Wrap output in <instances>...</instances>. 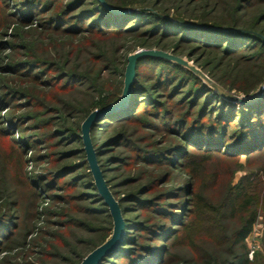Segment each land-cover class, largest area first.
I'll return each mask as SVG.
<instances>
[{"label":"trees","instance_id":"trees-1","mask_svg":"<svg viewBox=\"0 0 264 264\" xmlns=\"http://www.w3.org/2000/svg\"><path fill=\"white\" fill-rule=\"evenodd\" d=\"M59 1H18L24 8L20 9L18 7V11H14L11 15L18 23L14 36L18 38L20 37L19 33L22 32L34 41L24 45H13L14 48L25 49L28 57L14 62L13 67H10L8 72L20 74L22 70H41L34 75V78L39 81L40 76L46 75L47 71L56 70L58 75L54 77L53 81H44L45 85L41 84L47 90L46 92L43 91L41 97L44 100L39 106H43L45 108L44 112L48 114L54 112L56 114L54 117L62 121L59 125L61 128L52 132V136H60L61 142L72 137L81 139V125L76 124L77 127L67 125V116L70 112H81L84 114V118L93 108L103 109L120 97L122 87L112 94H105L104 88L106 87L103 83H100L103 80V69L109 70L111 66L116 67L113 61L116 59H112L114 57L107 55L104 45L92 44L94 37L98 35L106 40L112 36H123L125 34H134L143 38H152L159 35L156 46L164 49L169 46H167L168 43L161 46L162 42L176 38L172 39L176 42L172 46L173 51L178 53L181 45H191L188 52L190 57H193L198 50H203L206 53L219 52L221 56L217 63H213V59L209 58L203 60L202 57H198L197 61L201 62L202 68L218 83L246 95L255 92L264 81V69L259 70V74L254 70H252L253 72L250 71L248 75L251 77L246 80L238 77L237 79L241 81L238 84H229L225 81L227 80L225 74H227V69L230 66L229 63L224 64L227 58H235L236 63H239L235 67V72L240 73L242 61L246 63L256 62V60H261L264 57V39L262 37L264 33L255 29L264 22V10L259 13L257 19H254L249 28L241 26L242 20L238 16V13L245 6L243 5L244 2L250 3L252 0H236L237 4L233 8L228 5L231 8V20L227 22L215 20V16L211 14L217 6L220 7V4H212L203 0H200L202 3L198 15L194 14L192 16L180 13L184 7L179 5V0H174L176 2V15L174 17L176 21L171 20L167 14L152 13L145 9L127 14H116L108 10L100 0H68L63 8H56ZM106 1L120 8H125L131 4L128 0ZM192 1H190V4ZM210 8L212 11H210ZM149 21H152L148 23L150 25L142 28V25ZM63 36L73 39L74 44L81 43V53L86 52L88 46L96 48L97 53L90 56L89 61L91 60L93 63L100 65V68L98 65L93 66L88 73L79 70L77 67L75 70L69 68L68 66L71 64V57L69 58V56L72 54L69 48L64 50L66 52L65 59L62 56L58 57L59 60L37 57L35 50L38 48L35 46L38 41L41 45L43 44L42 46L46 50L59 49L62 46L65 47L61 41L64 38ZM89 53L91 55L90 51ZM145 65L148 66L149 71L146 72L149 73L144 70L141 71L142 68L145 69ZM44 67L46 68L42 69ZM253 68L258 70L261 69V66L255 64ZM26 75L29 74L26 73ZM93 80H97L100 87L97 88V85L87 86L93 98L87 107L81 108L82 111L80 109L78 111L76 105L70 101H64L59 95L63 92L68 93L75 90L77 84L81 86L83 82H86L88 85ZM7 91L8 93H5L4 96L12 99L15 96V91L11 89ZM29 91L31 90L29 89ZM17 95L19 99L24 97L22 93ZM27 96H31V93L25 97ZM33 96L36 97V95ZM8 104V102L2 100L0 107H6ZM2 109L0 108V110ZM145 114L150 115V118H144ZM37 116H41V114H25L23 117H17L16 120L17 122L18 120L22 121L27 127V122L35 120ZM142 119L144 120L142 121ZM126 122L134 125L139 122L149 123L156 128L163 127L168 130L170 135L174 136V139L164 147L150 148L148 145H137L136 141L131 139L135 135L130 134L129 129L125 126L116 129L113 134L102 142L97 141V138H95L96 132L102 129L106 130V126L109 124ZM42 127L38 122L30 125L33 130ZM3 132L5 131L3 130ZM34 134L28 137V141H24V151L28 149L29 141L33 144L43 143L44 136ZM91 136L99 164L106 179V169L101 158L106 151L114 150L117 146L127 147L131 152L129 156H122L121 160L124 163H141L143 166L148 167L169 164L173 167V172L176 170L178 173L176 168H180L179 176L180 174L189 175H185L183 179L178 176L179 181L176 184L155 194V198H147L146 196H149L156 188L166 185L170 180L171 171H166L161 177L147 182L141 190L138 189L131 195H125V198L136 195L128 200L118 197L116 191L111 188L120 202L125 218L126 231L123 244L107 256L101 264H169L173 259H176L177 255L173 252L172 247L183 239L193 213L205 206L203 205L204 196H200V194L196 196L197 190L195 188V178L197 172L201 169V161L209 160L215 154L237 157V160H241L245 156L247 161L251 160L252 156L256 154H264V93L262 98L254 103L238 104L230 102L223 99L194 72L182 65L166 59L144 57L137 64V77L129 105L115 114L110 113L105 115L103 119L98 120L92 129ZM191 147L204 153L194 155L190 149ZM75 152H84V150L78 149ZM194 156L199 157L200 161L191 158ZM118 158L120 156H109L105 161V165H107L108 160L112 161ZM126 159H130V161L126 162ZM187 159H189L188 162ZM87 164V161L78 164L73 163V165L65 166L51 175H40L36 178L37 187L50 188V185H55L54 182L57 179L68 175L72 178L67 181L64 187L79 186L84 176L74 174L80 172L82 168H90ZM259 174L257 172L244 175L237 183L230 186L227 194V207H230L229 211L233 215L241 214L240 227L235 232V242L240 244L241 251L235 260H226L224 264L254 263L248 258L246 239L252 232L253 225L258 217V211L257 209L249 211L251 201H248L245 197L256 187L260 178ZM44 182L48 185H44ZM107 183L109 184L108 179ZM94 189L93 197H98V200L102 202L103 199L96 193L97 188L94 187ZM38 196L37 193L33 194L34 201ZM166 197L167 200L164 201L163 198ZM197 197L198 200L195 202ZM131 201L136 209L150 210L153 214L145 220L141 219V215H136L131 219L128 218L126 215L129 210L127 204ZM101 204L107 206L104 202ZM105 210L109 213L108 209L105 208ZM3 211L0 210V246L5 240L10 239L17 227L13 213L8 209ZM108 215L111 218L110 213ZM112 230L113 225L108 229L109 235ZM26 242H29V240H25ZM34 245L36 243H32V246ZM77 263L78 261L73 262V264ZM209 264H213V261H210Z\"/></svg>","mask_w":264,"mask_h":264},{"label":"rangeland","instance_id":"rangeland-1","mask_svg":"<svg viewBox=\"0 0 264 264\" xmlns=\"http://www.w3.org/2000/svg\"><path fill=\"white\" fill-rule=\"evenodd\" d=\"M18 1L19 0H0V106L2 105V100L11 104H8L6 107H0L1 109L3 108L0 110V210H10L14 215L13 218H15L14 220L17 226L10 239L7 241L5 240L0 246V264H73V262L76 261H78L77 264H79L88 253L110 237L112 233L109 235L108 229L112 227L113 219L108 215L110 213L108 206L101 204L104 200L101 202L98 200V197H93L95 192L94 187L96 186L93 175L88 173H91L90 168H82L80 172L74 174H82L84 176L79 186L64 187L67 181L72 178V176L68 175L64 178L57 179L56 182H54V188H52V185L47 189L46 187H37L36 178L38 176L51 175L57 170L63 169L65 166L73 165V163L78 164L85 162L86 153L85 151L79 153L75 152L78 149H83L82 138L77 139L72 137L61 142L60 136H52L53 131L61 128L59 125H61L62 121L54 117L56 115L54 112L48 114L44 112L45 108L43 106H39L44 100L41 96H43V93L47 90V88L42 87L45 85L43 82L53 81L54 77L58 75L56 70L47 71L46 75L40 76L39 81L34 78V75L41 70H22L20 74L8 72L10 67H13L12 65L14 62L28 57L26 56L27 52L25 49L14 48L13 45H24L34 41L22 32L19 33L20 37L16 38L14 36L15 28L18 27V23L15 22V18L11 15L14 11H18V7L20 9L24 8ZM66 1L68 0H60L56 8H63ZM128 1H130L131 4L125 8H121H130L131 11L127 13L145 9L152 13L167 14L171 20L176 21L174 18L176 15V2H174V0ZM190 1L191 0L178 1L179 5L184 7L180 13H185L187 16L199 13L202 1L193 0L191 4ZM203 1H208L212 4H220V7L217 6L216 10L211 12V14L215 16V20L226 22L231 20V8L237 4L236 0ZM263 1L252 0L250 3L244 2V8L238 13V16L241 17L242 20V27L249 28V26L253 24L254 19H257L259 13L264 10ZM228 5L231 6V8H229ZM210 11H212V9ZM150 22L152 21L144 23L142 28L150 25L148 24ZM255 29L256 31H263L264 33V22ZM257 34L259 33L257 32ZM263 36L264 35H262V37ZM63 37L61 41L64 43L65 47L62 46L59 49L51 48L46 50L43 48V44L41 45L38 41L35 46L38 48L35 50V54L38 55L37 57L59 60L58 57L62 56V58L65 59L66 52L64 50H68L69 48L72 51V54L69 56V58L71 57L69 68L75 70L77 67L79 70L88 73L91 67L98 65L91 60L89 61L91 58L90 56L97 53L98 50L96 48L88 46L86 52L81 53V43L74 44L75 41L73 39L65 36ZM158 37L159 35L152 38H143L141 36L137 37L134 34L112 36L107 40L103 39L100 35L94 37L92 44L104 45L107 55L114 57L112 59H116L113 60L116 67L111 66L109 70L103 69L102 71L103 80L100 83H103L106 87L104 88L105 94H112L121 89V87L123 90L128 54L142 48H158L175 53L172 46L176 42L172 39L176 38H171L170 40L162 42L161 46L165 45V43H168L167 46H169L164 49L156 46L159 39ZM115 48H117V50H115ZM179 49V52L175 53L176 55L193 63L208 77H210V75L202 68L201 62H198L197 58L202 57L203 60L209 58L213 59V63H217L221 56L219 52L206 53L203 50H198L193 57H190L188 52L191 49V45L183 44ZM225 63H229L230 65L227 69V74H225L227 77L225 81L229 84H238L241 82L237 79L238 77H242L245 80L249 79L251 76H249L248 73L252 70L259 74V70L264 69V57L261 60H256V62L251 61L246 63L242 61L239 70L241 71L240 73L235 72V67L239 64L236 63L235 58H227L224 61V64ZM255 64L261 66V69H254L253 66ZM99 66L100 65H98V67ZM45 68L46 67L42 69ZM144 68L145 69L142 68L141 71H149L148 66L145 65ZM26 73L29 75H26ZM201 79L212 88L214 92L218 93L214 87L209 85L203 78ZM211 79L214 80L213 78ZM214 81L224 90L234 95L244 97L247 100H252V102L249 103L257 102L263 95L262 94L254 101L264 81L260 87L250 95H246L236 89H228L216 80ZM83 84L81 86L77 84V88L73 91L59 94L64 101L67 100L76 105L78 111L79 109L82 111L81 108L87 107L92 101L93 97L89 93L88 87L93 85H97V88L100 87L97 80H93L88 85L86 82H83ZM8 89L15 91V96H13L12 99L4 96L5 93H8ZM29 89L31 91H29ZM18 93H22L24 97L20 99L17 98ZM29 93H31V96L25 97ZM121 94L122 91L120 96ZM33 95H36V97ZM3 97L4 99H2ZM131 97L132 93L125 105L113 111L112 114L126 108L130 103ZM119 99L120 97L114 103L118 102ZM29 101L31 102L30 104ZM96 109L100 108H93L91 112ZM31 113L35 115L41 114V116H37L35 120L27 122V127L22 121L20 122L18 120L17 122V117H23L25 114L29 115ZM83 115L84 114L81 112H70L67 116V125L73 127H77L75 126L76 124L82 125V122L88 116L83 118ZM52 117H54L53 120H51ZM144 118H150V115L145 114ZM143 120L144 119H142V121ZM37 122L43 127L37 130L31 129L30 125ZM148 124L140 122L138 124L135 123V125L127 122L109 124L111 126H106V130H98L95 138H97V141L102 142L113 134L116 129H121L122 126H125L129 129L127 130L130 134L135 135L131 139L135 140L137 145H148L150 148L164 147L174 139V136L170 135L167 129L163 127L156 128ZM3 130L5 132H3ZM34 133L44 136L43 143L33 144L29 141L28 149L24 151V141H28V137L30 135L32 136ZM138 139L144 141H139ZM128 149L129 148L124 146H117L114 150L110 149L106 151L101 158L106 169V177L109 180L108 186H111L110 190L112 188L116 191L118 197L125 198V195H131L138 189L141 190L147 182L154 178L161 177L166 171H171L172 174L169 178V182L162 187L156 188L149 196H146L147 198H155V194L176 184L179 181V177L183 179L185 175H188L180 174L179 176L180 168H176L178 173L176 170L173 172V167L169 164L166 166L148 167L143 166L141 163H124L121 158L131 154ZM190 149L194 155H202L204 153L200 150H196L194 147ZM111 155L115 157L120 156V158L112 161L108 160L106 162L107 165H105V161ZM191 158L200 161L199 157L194 156ZM237 159V157H226L215 154L211 159L203 160L204 162L201 161V169L197 172V177L195 178V188L197 190L196 196L199 194L200 196H204L205 200L203 201V205L205 206L203 209L196 210V212L193 213L190 225L185 231L186 234L183 236V239L172 247L173 252L177 255L176 259H173L169 264H209L210 261H213V264H224L226 260H235L237 258L241 250L239 247L240 244L235 242V232L240 227L239 219L241 214L239 215L238 213L235 216L229 211L230 207H227V194L229 193L230 186L237 183L242 176L257 172L260 173V178L257 181L256 187L245 197V199L251 201V204H249V211L255 209L258 211V217L253 225L251 234L246 239V243L248 258L254 261L252 264H264V154H256L252 156L249 161L246 160L245 156H243L241 160ZM126 160V162L130 161V159ZM188 161L189 159H187V162ZM43 184L48 185L46 182ZM34 193L39 195L36 201H34L33 198ZM96 193L100 196L98 190H96ZM135 196L136 195L129 196V198L126 197L127 199L125 198V200ZM163 199L166 201L167 197ZM197 200L198 197L195 199V202H197ZM127 206L129 210L126 215L130 219L134 218L136 215H141V219L145 220L153 214L150 210H145L143 208L136 209L132 201L129 202ZM105 208L108 209L109 213H107ZM107 235L109 236L107 237ZM25 240H29V242L25 243ZM32 243H36V245L32 246Z\"/></svg>","mask_w":264,"mask_h":264},{"label":"water","instance_id":"water-1","mask_svg":"<svg viewBox=\"0 0 264 264\" xmlns=\"http://www.w3.org/2000/svg\"><path fill=\"white\" fill-rule=\"evenodd\" d=\"M100 2L110 11L114 13H127L131 11L130 8L121 9L110 5L106 0H100ZM264 39V36H263ZM144 57H156L166 59L177 64H180L198 76L203 78L209 85L215 88V90L226 100L236 103H249L252 100H247L244 97L234 95L229 91L221 88L214 80L208 77L203 71L198 69L193 63L187 59L176 55L173 52H168L158 48H142L133 53L127 55V64L124 73V87L122 94L118 102L104 108L96 109L91 112L81 125V138L83 141V150L86 153V161L89 164L90 171L94 178L95 186L98 190V194L104 200V203L108 206L110 215L113 219V231L110 237L97 246L94 250L88 253L79 264H101V262L114 251H116L123 242L125 236V218L123 216L122 209L119 201L115 198L110 187L108 186L107 180L104 177L103 171L97 158V152L92 142L91 132L95 123L102 119L106 114L112 113L122 108L132 93V88L137 77V64L141 58ZM264 92V84L258 90L256 101Z\"/></svg>","mask_w":264,"mask_h":264}]
</instances>
